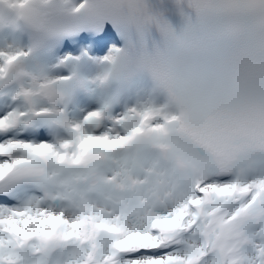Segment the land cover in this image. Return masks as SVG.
Wrapping results in <instances>:
<instances>
[{"label":"snow or ice","instance_id":"snow-or-ice-1","mask_svg":"<svg viewBox=\"0 0 264 264\" xmlns=\"http://www.w3.org/2000/svg\"><path fill=\"white\" fill-rule=\"evenodd\" d=\"M29 55L0 49V264H264V153L181 174L141 140L175 117L70 118Z\"/></svg>","mask_w":264,"mask_h":264},{"label":"clouds","instance_id":"clouds-1","mask_svg":"<svg viewBox=\"0 0 264 264\" xmlns=\"http://www.w3.org/2000/svg\"><path fill=\"white\" fill-rule=\"evenodd\" d=\"M171 3L175 24L161 0H0V33L26 35L31 54L108 22L125 45L105 58L97 81L147 80L150 98L140 105L175 119L141 140L177 172L264 153V0ZM82 86L72 79L73 88Z\"/></svg>","mask_w":264,"mask_h":264},{"label":"bare ground","instance_id":"bare-ground-1","mask_svg":"<svg viewBox=\"0 0 264 264\" xmlns=\"http://www.w3.org/2000/svg\"><path fill=\"white\" fill-rule=\"evenodd\" d=\"M82 0H73L78 5ZM8 47L19 48L27 51L29 47L28 38L19 33L2 32L0 33V49ZM117 45L110 43L103 45L100 50H90L85 42H80L72 48H59L56 52L51 49H42L41 51L31 53L25 60L23 67L33 73L42 74L49 78L73 76V70L78 68V64L85 57L91 62V69L86 73L85 87L82 86L79 91V98L76 104L63 105L70 118L78 119L86 112L95 110L104 106L108 107L109 114L115 115L123 112L125 109L138 106L150 98L146 86L137 82L127 87L107 89L104 83H99L97 78L106 70L107 65L99 64V60L106 58ZM41 52L51 55L47 61L39 59ZM57 67V68H55ZM59 67V68H58ZM72 84L66 86L70 88ZM71 96V95H67ZM117 96L127 98L119 103ZM127 96V97H126ZM73 97V96H72Z\"/></svg>","mask_w":264,"mask_h":264},{"label":"rangeland","instance_id":"rangeland-1","mask_svg":"<svg viewBox=\"0 0 264 264\" xmlns=\"http://www.w3.org/2000/svg\"><path fill=\"white\" fill-rule=\"evenodd\" d=\"M85 83H86V80H85V82H84V87H85ZM85 89H86V87H85Z\"/></svg>","mask_w":264,"mask_h":264}]
</instances>
